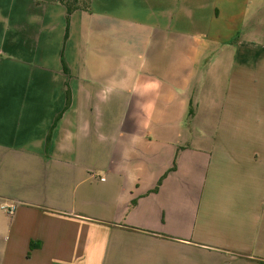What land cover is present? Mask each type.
<instances>
[{
    "label": "crops",
    "instance_id": "crops-1",
    "mask_svg": "<svg viewBox=\"0 0 264 264\" xmlns=\"http://www.w3.org/2000/svg\"><path fill=\"white\" fill-rule=\"evenodd\" d=\"M0 264H264V0H0Z\"/></svg>",
    "mask_w": 264,
    "mask_h": 264
},
{
    "label": "trees",
    "instance_id": "trees-1",
    "mask_svg": "<svg viewBox=\"0 0 264 264\" xmlns=\"http://www.w3.org/2000/svg\"><path fill=\"white\" fill-rule=\"evenodd\" d=\"M58 2L63 5L67 10V22L69 23L70 17L76 11H86L91 10V0H58ZM65 71L67 68L65 67ZM69 94V92L67 91Z\"/></svg>",
    "mask_w": 264,
    "mask_h": 264
},
{
    "label": "built area",
    "instance_id": "built-area-1",
    "mask_svg": "<svg viewBox=\"0 0 264 264\" xmlns=\"http://www.w3.org/2000/svg\"><path fill=\"white\" fill-rule=\"evenodd\" d=\"M4 208L7 209L6 207H4ZM14 209H15V207L11 206L8 211L12 213L14 211Z\"/></svg>",
    "mask_w": 264,
    "mask_h": 264
},
{
    "label": "rangeland",
    "instance_id": "rangeland-1",
    "mask_svg": "<svg viewBox=\"0 0 264 264\" xmlns=\"http://www.w3.org/2000/svg\"><path fill=\"white\" fill-rule=\"evenodd\" d=\"M152 43H155V42H152ZM151 48H153V47H151Z\"/></svg>",
    "mask_w": 264,
    "mask_h": 264
}]
</instances>
